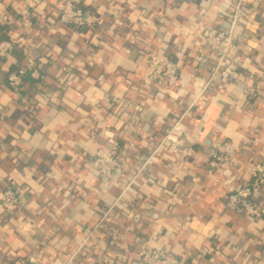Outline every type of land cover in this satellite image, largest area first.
<instances>
[{
    "label": "crops",
    "instance_id": "1",
    "mask_svg": "<svg viewBox=\"0 0 264 264\" xmlns=\"http://www.w3.org/2000/svg\"><path fill=\"white\" fill-rule=\"evenodd\" d=\"M66 1L84 9V31L60 22ZM235 14L214 76L204 30L230 29ZM0 24L15 43L0 64V264H140L144 249L264 264V176L252 170L264 166V0H0ZM151 54L178 62L181 83L155 79ZM28 56L44 77L29 71L13 90L8 74ZM221 140L237 146L233 178L207 166ZM113 145L126 169L108 181L86 159ZM243 185L253 207L236 213L225 201ZM7 188L18 207L1 203Z\"/></svg>",
    "mask_w": 264,
    "mask_h": 264
},
{
    "label": "built area",
    "instance_id": "2",
    "mask_svg": "<svg viewBox=\"0 0 264 264\" xmlns=\"http://www.w3.org/2000/svg\"><path fill=\"white\" fill-rule=\"evenodd\" d=\"M238 15H234L233 24L230 29H221L216 26L207 25L203 37V49L210 58L215 59L212 73L215 76L220 70H223L229 64V57L233 48V29L236 25ZM59 20L62 24L75 27H83L87 24L85 12L82 8L75 6L70 1H66L62 6ZM15 49V43L11 39L0 40V64L4 58L9 57ZM202 62V60H201ZM200 62V63H201ZM149 69L152 76L161 81L168 87H175L181 83L179 63L161 58L158 55L151 54L148 59ZM31 72L36 79L44 77L42 71L38 68L33 57L28 56L26 65L8 74V85L13 90H20L23 86L24 76L27 72ZM214 76L207 82H204L201 92H195L194 104L200 99H205V93L211 87L217 85ZM152 77V78H153ZM245 92L248 96L256 98L259 91L255 86H246ZM237 146L229 140L217 141L213 145V149L207 158V166L209 169H220L225 176L235 177L233 173V165L237 161ZM87 164L93 168L97 174L108 181H112L116 176L126 169V160L122 154H119L115 145L112 147L98 148L94 155L86 159ZM254 174L264 176V166L257 165L253 169ZM254 188L251 185H243L233 188L225 201V207L236 213H242L251 210L253 207L252 197ZM19 190L17 188H7L1 194V203L8 208H16L20 204ZM72 258L69 262H72ZM140 264H183V260L171 253L164 252L159 249H144L139 252ZM23 264H44L43 260L32 257ZM99 264H109L106 260H102Z\"/></svg>",
    "mask_w": 264,
    "mask_h": 264
},
{
    "label": "trees",
    "instance_id": "3",
    "mask_svg": "<svg viewBox=\"0 0 264 264\" xmlns=\"http://www.w3.org/2000/svg\"><path fill=\"white\" fill-rule=\"evenodd\" d=\"M75 6H77V5H75ZM77 7H79V6H77ZM79 8H81V7H79ZM83 9V8H82ZM83 11H84V9H83ZM72 30H74V31H84L85 30V26H83V27H75V26H69ZM9 29H10V26H8V25H3V24H0V40H2V39H5L6 37H7V33H8V31H9ZM5 59V58H4ZM4 59H3V61H4ZM41 67V66H40ZM15 71V70H14ZM10 73V72H9ZM30 74H29V72H27L26 73V75L24 76V82H23V85H24V83L26 82V80H28V79H30ZM31 80V79H30ZM123 174H124V172H122V173H120V175H121V177L123 176Z\"/></svg>",
    "mask_w": 264,
    "mask_h": 264
}]
</instances>
